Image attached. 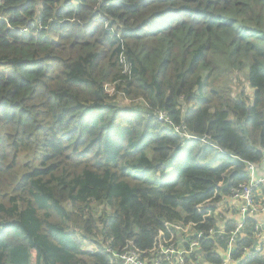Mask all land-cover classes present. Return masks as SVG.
Here are the masks:
<instances>
[{"label":"trees","instance_id":"obj_1","mask_svg":"<svg viewBox=\"0 0 264 264\" xmlns=\"http://www.w3.org/2000/svg\"><path fill=\"white\" fill-rule=\"evenodd\" d=\"M0 16V264H111L172 237L222 264L236 218L217 206L264 163V0H0ZM256 224L239 264H264Z\"/></svg>","mask_w":264,"mask_h":264},{"label":"built area","instance_id":"obj_2","mask_svg":"<svg viewBox=\"0 0 264 264\" xmlns=\"http://www.w3.org/2000/svg\"><path fill=\"white\" fill-rule=\"evenodd\" d=\"M0 20H4V18L0 16ZM27 31L26 28L21 29L23 33H27ZM162 117H164L163 112H160V119ZM246 171L250 177L249 183L235 189L229 199V202L231 201V204L237 207L238 216L234 221L236 229L232 233L227 251L222 255V264H239L244 260V257L251 255L250 252L245 251L247 255L239 261L232 260L235 239L240 230L244 228L243 223L247 219H254L257 223L255 227V238L257 239L255 252H264V224L259 220L260 214L264 209L256 203L255 197L260 188L264 187V163L262 168H259L256 164L247 163ZM197 246V243H192L188 249L181 248L172 237L162 239L155 248L145 255L134 250L118 253L110 249L109 253L111 255V264H189L188 258L193 251H197Z\"/></svg>","mask_w":264,"mask_h":264},{"label":"rangeland","instance_id":"obj_3","mask_svg":"<svg viewBox=\"0 0 264 264\" xmlns=\"http://www.w3.org/2000/svg\"><path fill=\"white\" fill-rule=\"evenodd\" d=\"M50 37L53 38V39H57V35L55 33H50ZM246 89H247V92L250 93V97L252 96V90H250L248 88V86H246ZM119 102H122V103H125L127 104L126 102H124V100L120 99L118 100ZM127 106H129L127 104ZM231 203V201H230ZM216 213L220 216V218L222 219L221 221H226V215L230 214V217H234V216H237L238 212H237V207L235 206H232L230 204H227V203H224V204H220L217 206V209H216ZM187 231V228H181V232L184 233Z\"/></svg>","mask_w":264,"mask_h":264},{"label":"crops","instance_id":"obj_4","mask_svg":"<svg viewBox=\"0 0 264 264\" xmlns=\"http://www.w3.org/2000/svg\"><path fill=\"white\" fill-rule=\"evenodd\" d=\"M255 197H256V203L257 204H259L261 207H263V209H264V187H261L260 188V190L256 193V195H255ZM224 203H227V204H230V205H232V206H235V205H233V204H231L230 202H229V199L228 200H225L222 204H224ZM236 207V206H235ZM238 212V211H237ZM237 216H238V214H237ZM237 216H234L235 218H237ZM228 218H231L230 217V214H228V215H226V219H228ZM259 220H260V222L262 223V224H264V210L262 211V213L260 214V218H259ZM224 254V253H223ZM223 254H221V255H223Z\"/></svg>","mask_w":264,"mask_h":264}]
</instances>
